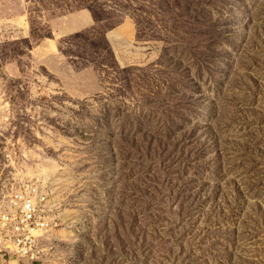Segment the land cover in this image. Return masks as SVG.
Segmentation results:
<instances>
[{"label":"rangeland","instance_id":"rangeland-1","mask_svg":"<svg viewBox=\"0 0 264 264\" xmlns=\"http://www.w3.org/2000/svg\"><path fill=\"white\" fill-rule=\"evenodd\" d=\"M0 86L47 264H264V0H0Z\"/></svg>","mask_w":264,"mask_h":264},{"label":"built area","instance_id":"built-area-1","mask_svg":"<svg viewBox=\"0 0 264 264\" xmlns=\"http://www.w3.org/2000/svg\"><path fill=\"white\" fill-rule=\"evenodd\" d=\"M0 86V133L7 130L16 108ZM21 112L32 113L29 107ZM10 147L13 142L7 141ZM6 160L11 153L4 151ZM47 187L36 180L0 183V257L20 264H47L56 248L61 218ZM8 258V259H9Z\"/></svg>","mask_w":264,"mask_h":264},{"label":"bare ground","instance_id":"bare-ground-1","mask_svg":"<svg viewBox=\"0 0 264 264\" xmlns=\"http://www.w3.org/2000/svg\"><path fill=\"white\" fill-rule=\"evenodd\" d=\"M35 172H39V169H37V171H35Z\"/></svg>","mask_w":264,"mask_h":264}]
</instances>
